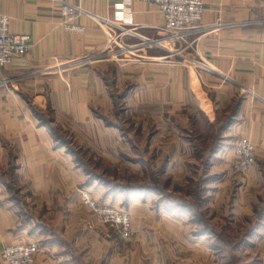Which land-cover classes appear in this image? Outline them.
Returning a JSON list of instances; mask_svg holds the SVG:
<instances>
[{"label": "crops", "instance_id": "obj_1", "mask_svg": "<svg viewBox=\"0 0 264 264\" xmlns=\"http://www.w3.org/2000/svg\"><path fill=\"white\" fill-rule=\"evenodd\" d=\"M202 1L200 31L175 45L153 4L0 0L10 32L33 39L30 51L0 73V171L15 170L14 184L40 209L60 204L55 222L38 229L22 220L13 204L19 199L0 179V264L4 249L15 244H37L35 264L104 263L101 243L109 254L112 244L94 232L87 238L85 214L69 208L79 203L77 192L92 193L89 185L101 180L75 156L118 163L127 154L123 136L131 139L120 116L135 108L164 124L161 138L171 142L161 143L163 176L174 175L182 144L192 139L191 132L183 136L182 122L198 130L204 120L215 131L207 154L233 152L239 140H249L256 165L248 182L264 186V0ZM64 6L78 17H63ZM88 58L94 60L82 62ZM161 108L172 109L166 119H159ZM177 208L164 205L184 216Z\"/></svg>", "mask_w": 264, "mask_h": 264}, {"label": "rangeland", "instance_id": "obj_2", "mask_svg": "<svg viewBox=\"0 0 264 264\" xmlns=\"http://www.w3.org/2000/svg\"><path fill=\"white\" fill-rule=\"evenodd\" d=\"M119 109L132 111L125 106ZM171 111L161 108L159 119H166L165 114ZM120 117L125 135L131 136L122 139L127 154L117 157L118 163L76 155L91 178L101 180L96 188L89 185L92 193L77 192L79 203H69L70 210L85 214L87 238L91 239L94 232L96 238L112 244L109 254L101 243L99 259L103 264H264V228L257 231L260 223L264 224V186L254 187L248 182L256 160L249 172L241 173L234 155L238 142L233 152L208 155L209 139L215 136L213 128L204 120L198 124V130L182 122L183 136L190 137L191 132L192 139L185 140L187 147L182 144V163L174 175L163 176L161 143L171 142L161 138L164 124L158 122L156 114H151L147 121L139 108ZM64 142L69 148L77 147L70 140ZM128 155L145 163L130 162ZM15 173L13 169L0 171V179L8 184L5 187L9 196L19 199L13 204L23 215L22 220L38 229L40 223L55 222L51 216L60 210H56L60 204L40 209L42 204L31 201L14 184ZM83 194H88L99 208L127 215L131 237L123 238L120 225L105 222L97 211L90 209ZM165 204L179 206L177 210L184 208V216L165 212Z\"/></svg>", "mask_w": 264, "mask_h": 264}, {"label": "built area", "instance_id": "obj_3", "mask_svg": "<svg viewBox=\"0 0 264 264\" xmlns=\"http://www.w3.org/2000/svg\"><path fill=\"white\" fill-rule=\"evenodd\" d=\"M120 1L123 5H130L133 2L155 5L165 18V30L168 33V41L172 44H180L200 31L198 25L204 13V3L202 0ZM62 15L72 20L78 17L77 12L67 6L63 7ZM9 26V18L0 14V73L13 63L15 57L28 53L33 46L31 36L13 34L10 32ZM93 60V58H88L82 62H91ZM234 155L237 160V168L241 173L245 174L254 167L256 150L249 140L241 139L238 141ZM82 198L86 205L90 209L97 211L105 222L120 225L123 238L129 239L131 237V222L127 215H119L111 208L97 207L94 200L88 194H83ZM39 252L40 248L37 244H15L4 249L2 259L5 264H35L36 256Z\"/></svg>", "mask_w": 264, "mask_h": 264}]
</instances>
